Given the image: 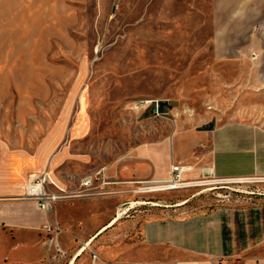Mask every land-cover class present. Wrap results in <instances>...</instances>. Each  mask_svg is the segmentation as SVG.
<instances>
[{
	"label": "crops",
	"instance_id": "obj_1",
	"mask_svg": "<svg viewBox=\"0 0 264 264\" xmlns=\"http://www.w3.org/2000/svg\"><path fill=\"white\" fill-rule=\"evenodd\" d=\"M212 5L216 21L237 20L244 23L241 29L261 21L264 11V0ZM86 94L79 90L56 115L20 103L8 115L15 117L9 124L0 109V264H247L264 258V205L206 210L190 205L194 192L174 190L166 197L183 199L161 197L159 208L131 207L125 216L121 211L141 198L135 191L140 182L168 178L172 164L190 167L183 174L188 180L264 175L261 126L230 111L220 122L186 116L172 135L148 136L119 153ZM101 168L103 182L82 187L81 195L59 201L51 213L25 198L26 185L44 172L74 191ZM48 222L60 231L47 235Z\"/></svg>",
	"mask_w": 264,
	"mask_h": 264
},
{
	"label": "rangeland",
	"instance_id": "obj_2",
	"mask_svg": "<svg viewBox=\"0 0 264 264\" xmlns=\"http://www.w3.org/2000/svg\"><path fill=\"white\" fill-rule=\"evenodd\" d=\"M212 6V0H0L2 119L15 120L8 115L20 103L59 114L80 90L119 153L148 136L172 135L186 116L220 122L230 111L264 129V11L261 21L241 29L237 20L216 21ZM142 100L165 102L167 113L153 114L151 103L138 107ZM181 190L195 193L194 208L264 205V175ZM139 194L145 204L132 211L185 196Z\"/></svg>",
	"mask_w": 264,
	"mask_h": 264
},
{
	"label": "built area",
	"instance_id": "obj_3",
	"mask_svg": "<svg viewBox=\"0 0 264 264\" xmlns=\"http://www.w3.org/2000/svg\"><path fill=\"white\" fill-rule=\"evenodd\" d=\"M151 103L152 104V113L156 115H164L165 113L160 109V101L158 100H142L137 102L138 107L143 108L145 105ZM191 169L188 166H183L182 164H172L170 168V173L168 178L164 180H153V181H143L140 182V186H138L135 191L137 193H154V192H167L174 190H181L190 187H198L206 184V182L211 181H222L215 180L213 178L203 177L201 179L196 180H188L184 178V171ZM104 177V169L101 168L98 170L93 177L85 178L78 190L71 191L65 187L59 185L51 176L50 173L44 172L43 174L36 176L33 178L25 188V198L32 200L36 203L37 207L44 211L45 213H51L56 204L64 199H71L81 195L84 191L82 187H92L95 181L103 182ZM147 203H151L146 201ZM146 203V204H147ZM153 204V205H157ZM129 212V211H128ZM43 230L47 233V235H51L53 233H57L60 231V227L57 224L46 223L43 226ZM85 248V247H83ZM93 260L97 259V254L92 252ZM247 264H264V258H255L250 260Z\"/></svg>",
	"mask_w": 264,
	"mask_h": 264
},
{
	"label": "bare ground",
	"instance_id": "obj_4",
	"mask_svg": "<svg viewBox=\"0 0 264 264\" xmlns=\"http://www.w3.org/2000/svg\"><path fill=\"white\" fill-rule=\"evenodd\" d=\"M135 204H145V202H144V201H136V202H132V204H130V206H129L128 208H125V209H124V211H123L122 214L126 213V211H127L128 209H130L131 207H134ZM121 216H122V215H121ZM121 216H120V213H119V217H121ZM82 250H83V249H81L80 252H81Z\"/></svg>",
	"mask_w": 264,
	"mask_h": 264
},
{
	"label": "trees",
	"instance_id": "obj_5",
	"mask_svg": "<svg viewBox=\"0 0 264 264\" xmlns=\"http://www.w3.org/2000/svg\"><path fill=\"white\" fill-rule=\"evenodd\" d=\"M164 106H165V102H161L160 103V109H161V111H164ZM211 126H212V124L209 125L208 127H211Z\"/></svg>",
	"mask_w": 264,
	"mask_h": 264
}]
</instances>
